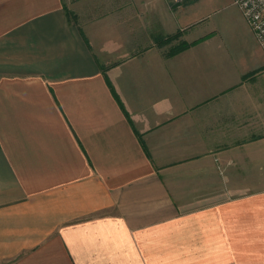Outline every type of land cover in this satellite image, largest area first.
<instances>
[{
	"label": "crops",
	"instance_id": "1",
	"mask_svg": "<svg viewBox=\"0 0 264 264\" xmlns=\"http://www.w3.org/2000/svg\"><path fill=\"white\" fill-rule=\"evenodd\" d=\"M233 6L0 0V264H264V52L224 39Z\"/></svg>",
	"mask_w": 264,
	"mask_h": 264
},
{
	"label": "built area",
	"instance_id": "2",
	"mask_svg": "<svg viewBox=\"0 0 264 264\" xmlns=\"http://www.w3.org/2000/svg\"><path fill=\"white\" fill-rule=\"evenodd\" d=\"M233 4L241 10L264 52V0H233Z\"/></svg>",
	"mask_w": 264,
	"mask_h": 264
},
{
	"label": "rangeland",
	"instance_id": "3",
	"mask_svg": "<svg viewBox=\"0 0 264 264\" xmlns=\"http://www.w3.org/2000/svg\"><path fill=\"white\" fill-rule=\"evenodd\" d=\"M233 5H234L233 8L232 7L229 8L228 11H233V9L236 8L237 12L235 15L231 14L230 20L227 21L226 27H224L222 33L224 32L223 33L224 39H226L232 44H235L236 43L235 39H237L238 34L243 31V27L247 23V21L245 20L241 10L235 4ZM200 42L201 40H197L196 43L199 44Z\"/></svg>",
	"mask_w": 264,
	"mask_h": 264
},
{
	"label": "trees",
	"instance_id": "4",
	"mask_svg": "<svg viewBox=\"0 0 264 264\" xmlns=\"http://www.w3.org/2000/svg\"><path fill=\"white\" fill-rule=\"evenodd\" d=\"M187 47H189L188 44H186V43H182V44L180 45V47H178V48L176 49V51H179L180 49H181V50H184V49H186Z\"/></svg>",
	"mask_w": 264,
	"mask_h": 264
}]
</instances>
